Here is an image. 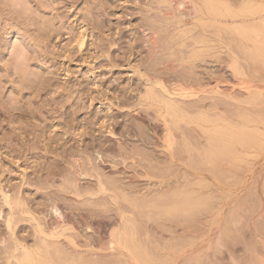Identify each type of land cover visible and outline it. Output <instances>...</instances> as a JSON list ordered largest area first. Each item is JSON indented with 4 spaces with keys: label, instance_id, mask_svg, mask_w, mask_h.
Listing matches in <instances>:
<instances>
[{
    "label": "rangeland",
    "instance_id": "1",
    "mask_svg": "<svg viewBox=\"0 0 264 264\" xmlns=\"http://www.w3.org/2000/svg\"><path fill=\"white\" fill-rule=\"evenodd\" d=\"M187 1L0 0V264H177L220 207L225 244L264 261V0ZM92 138L125 156L82 189L103 175L117 203L67 190L57 155Z\"/></svg>",
    "mask_w": 264,
    "mask_h": 264
},
{
    "label": "bare ground",
    "instance_id": "2",
    "mask_svg": "<svg viewBox=\"0 0 264 264\" xmlns=\"http://www.w3.org/2000/svg\"><path fill=\"white\" fill-rule=\"evenodd\" d=\"M174 1V4H175V7H172L173 9L175 8V10L178 12L179 15H182L183 18H184V15L185 14H188V10H189V13L191 12L190 11V8H191V5H189V2L187 0H173ZM193 2V1H192ZM173 4V3H172ZM191 4V3H190ZM196 4V3H195ZM196 7V6H195ZM193 9V8H192ZM191 9V10H192ZM167 11V10H166ZM197 11V10H195ZM167 13H170V12H167ZM193 13V12H192ZM200 13V11L198 12ZM177 14V15H178ZM195 14V13H194ZM189 15V14H188ZM191 15V14H190ZM194 16V15H192ZM186 17V15H185ZM173 19H176V18H173ZM186 21V20H185ZM189 21V20H188ZM205 21V20H204ZM263 22V21H262ZM257 23V22H256ZM261 23V22H260ZM147 31V32H146ZM149 30L146 29L145 32L148 33L147 35L149 36V43H150V48L153 49L152 47H155L156 44H157V38H156V34L154 32L152 33H149L148 32ZM152 46V47H151ZM155 49V48H154ZM153 52V51H152ZM159 52V51H158ZM156 54V53H155ZM167 66V65H166ZM169 67V66H168ZM152 77V76H151ZM154 79V78H152ZM157 81L158 79H154V81ZM34 82V81H33ZM159 84H161L160 82H158ZM150 87V86H149ZM153 88V87H152ZM191 88V87H190ZM181 89V88H180ZM185 89H187V87H185ZM193 89V88H192ZM154 90V89H153ZM167 92L169 93V96H172L174 93L176 92H172L170 91V89H166ZM174 90V89H173ZM148 91V90H147ZM189 91V90H188ZM190 91H192L190 89ZM182 92V91H180ZM195 92V91H194ZM153 93V92H152ZM193 93V92H192ZM147 94V93H146ZM151 95V94H150ZM149 95V96H150ZM182 95V94H181ZM156 97V96H154ZM178 97V96H177ZM152 99V97H151ZM156 99V98H155ZM160 100V98H158ZM163 100V99H162ZM169 100V99H167ZM155 101V100H154ZM158 102V101H157ZM160 102V101H159ZM172 102V101H171ZM170 101H167V107H169V112H179V110H175L176 107L173 106V104L171 103ZM165 106V108H166ZM178 106V105H177ZM180 108V107H179ZM15 109V108H14ZM166 110V109H165ZM140 111V110H139ZM138 111V112H139ZM167 111V110H166ZM137 113V112H136ZM135 113V114H136ZM142 113V112H141ZM141 113H137L138 114V117L140 116H143ZM168 113V112H167ZM134 114V115H135ZM166 114V113H165ZM169 114V113H168ZM173 114V113H172ZM177 116V115H176ZM182 116V115H181ZM184 117V116H183ZM142 119H145L142 117ZM167 119V118H166ZM191 121V120H190ZM93 123V122H92ZM129 126V125H128ZM170 126V125H169ZM93 127V126H92ZM91 127V128H92ZM167 128V127H166ZM172 128V127H171ZM87 129V128H86ZM90 129V127H89ZM88 129V130H89ZM174 129V128H173ZM90 131V130H89ZM88 132V131H87ZM90 133V132H88ZM129 135H130V132H128ZM86 134V133H85ZM215 134V133H214ZM166 135V134H165ZM169 136H172V131L170 128H167V135L165 136L166 137H169ZM126 137V135H125ZM128 137V136H127ZM178 137V136H177ZM124 138V137H123ZM125 139V138H124ZM128 139V138H127ZM168 139V138H167ZM172 139H174V136L172 137ZM92 140V143H90L89 145H87L85 148L83 149H73V148H69V149H66L64 153L62 154H59L57 155L60 160L66 164L68 166V169L69 172L72 174V175H67L68 177V180H69V184L66 182L67 178L65 177V175L63 173H61L60 177L61 179H64V182L67 183V190L71 191V192H74L77 194V196L79 197H85V196H88L89 198H94L95 196H98V195H102V194H108L109 197L111 199H113L114 202H118V196L116 194V191L115 190V187L118 186V183L115 181V183L113 184V180H111L112 183H110L111 185H109L108 183H105V181L103 180V175L101 176H98L100 174H98V180L95 184V189H89V190H84L82 189V181L85 182V180L87 181V179H89L90 181V177H93V175L95 174H92L91 173V170H96L97 171V168L100 167L101 165L105 164V163H108V165L110 164L111 167L113 168H118L117 167V164L115 161L113 160H109L107 156H110L109 153H104L103 150H114V146L113 145H108L106 148L105 147V144H102V143H98L95 139H91ZM144 140V139H143ZM213 140V139H212ZM57 141V140H56ZM217 141V140H216ZM40 142V141H39ZM144 142H148L147 139L145 138ZM157 142V141H156ZM171 142V141H170ZM58 143V142H57ZM153 143V142H152ZM158 143V142H157ZM215 143V142H214ZM149 144V142H148ZM53 146V145H52ZM44 148L48 150V152H53L54 150L52 149L51 147V144L49 143H44ZM116 148V147H115ZM128 148V147H127ZM168 148V147H167ZM170 148V147H169ZM118 150V149H117ZM174 151V150H173ZM116 152V151H115ZM104 153V154H103ZM117 154L119 153V155L123 154L124 155V151H120L118 150V152H116ZM111 154V153H110ZM113 154V153H112ZM210 154V153H209ZM106 155V157H105ZM128 155L130 156V154L128 153ZM128 156V157H129ZM132 156V154H131ZM136 156V155H135ZM134 156V158H135ZM127 157V156H126ZM213 157V156H212ZM217 157V156H216ZM170 158L172 160H174V155L172 152H170ZM85 159H86V162H85ZM139 159V158H138ZM216 159V158H215ZM138 161V160H137ZM140 161V160H139ZM86 163L89 164L90 168L86 165ZM139 163V162H138ZM49 170V169H48ZM64 170V169H63ZM99 170V169H98ZM67 171V173H69ZM98 172V171H97ZM101 172V171H99ZM48 173V172H47ZM60 173V172H59ZM141 173H148V171H141ZM96 176V175H95ZM150 177V176H149ZM158 177V176H157ZM163 177V176H162ZM49 180V179H47ZM92 181V180H91ZM90 181V182H91ZM107 182H109L108 180H106ZM160 182V180H159ZM166 182V181H165ZM45 183V182H44ZM92 183V182H91ZM162 183V182H161ZM46 184V183H45ZM159 184V183H158ZM63 185V184H62ZM123 186V185H122ZM63 188V191H64V188L65 187H62ZM119 188V187H118ZM66 189V188H65ZM62 191V190H61ZM61 194V193H60ZM58 194V196L60 195ZM61 196V195H60ZM9 196L8 195H5L4 193V201L6 204H8L9 206V203L11 201H9ZM66 198V197H65ZM97 198V197H96ZM85 199V198H84ZM58 198H49V201L53 202V205H52V210L56 213V217L58 218H65V215L68 216L69 214L65 211V214H64V210H62V208L60 209V202L57 201ZM69 200V199H68ZM94 200V199H93ZM59 202V204H58ZM64 202V201H63ZM209 202V201H208ZM229 204V203H228ZM195 206V204H194ZM220 206V205H219ZM11 207V206H9ZM68 207V206H67ZM198 208V207H197ZM202 208L204 209L203 205H202ZM212 208V207H210ZM70 209V208H69ZM192 209V208H191ZM94 210V209H93ZM208 210V209H207ZM223 210H224V207H220L216 212L215 214L217 215V220L220 218H222V214H223ZM257 210V209H256ZM85 211V210H84ZM84 211H75L73 210L72 213L73 214H76V215H86L84 213ZM92 212V210H90ZM213 211V210H212ZM198 212V211H197ZM70 213V212H69ZM90 213V212H89ZM93 213V212H92ZM96 213V211H95ZM251 213H249L248 215H250ZM233 216V215H231ZM247 216V214H246ZM263 216V210L261 208V211H259V213L257 214V217L256 216H251L250 219H249V223L252 225V230H253V234L255 237H258V239L261 241V242H264V233L262 234L260 231H259V227H257V219L258 217H262ZM86 217V216H85ZM67 218V217H66ZM217 220H214V222L211 224V227L209 228L211 230V232L207 233L208 234V239H207V243H204L203 241L201 243L198 244V246L196 248H192L188 251H186V253L183 254V257L181 260H178L177 261V264H190L193 263L194 264H243L245 261H248V263H251V264H264V261L260 258L258 259L257 258V261L255 262H252L253 259L255 258L254 256H252L251 258V255L250 257H244L242 256L241 254L238 255V252L237 250L231 246V245H226L225 242H224V228L223 226L221 227V223H219L220 221L217 222ZM244 220V219H243ZM242 220V221H243ZM61 221V220H60ZM207 222V221H206ZM223 222V221H222ZM229 222V220H228ZM60 223V222H59ZM64 225V224H63ZM243 225V224H242ZM10 226V225H9ZM191 226V225H190ZM238 226V225H237ZM229 231V230H228ZM208 232V231H207ZM56 234V233H55ZM114 234V233H112ZM214 234V236H213ZM232 234V233H231ZM252 234V235H253ZM231 237V236H230ZM247 237V236H246ZM254 237V238H255ZM204 238V237H203ZM234 238V237H233ZM256 239V238H255ZM133 244V243H131ZM136 244V243H135ZM236 244V243H235ZM249 244V243H247ZM130 245V244H129ZM127 248V247H126ZM139 249L137 248V246H132V247H129L127 249V251H129L130 253H133V250L132 249ZM140 250V249H139ZM250 250V249H249ZM249 252V251H248ZM260 252V251H259ZM126 253V251H125ZM145 253V252H144ZM237 253V254H236ZM141 254V253H140ZM146 254V253H145ZM244 254V253H243ZM248 254V253H247ZM247 254H245L247 256ZM253 254V253H252ZM141 256V255H140ZM148 256V255H147ZM190 256V257H189ZM255 256H258L257 252H256V255ZM31 257V254L28 255L27 253V258L24 257V259H30ZM133 257V256H131ZM33 258V256H32ZM142 258V257H141ZM146 258V257H145ZM34 259V258H33ZM21 260V259H20ZM23 260V259H22ZM258 262V263H257ZM143 263V262H142ZM43 264H52V261H50V259H47ZM145 264V263H144Z\"/></svg>",
    "mask_w": 264,
    "mask_h": 264
}]
</instances>
